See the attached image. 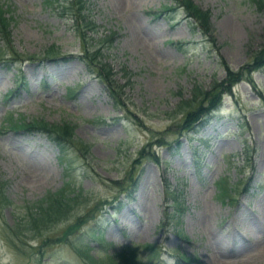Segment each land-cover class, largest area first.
<instances>
[{
    "label": "rangeland",
    "instance_id": "1",
    "mask_svg": "<svg viewBox=\"0 0 264 264\" xmlns=\"http://www.w3.org/2000/svg\"><path fill=\"white\" fill-rule=\"evenodd\" d=\"M87 1L97 24L88 29L87 45L102 49L133 115L116 107L108 83L77 58L82 41L61 1L0 0L11 14L7 45L23 55L9 68L0 66V203H14L0 205V264H89L68 244L47 248L38 262L29 247L6 242L8 224L24 221L28 205L66 182L58 147L40 131L13 129L15 122L35 120L71 121L76 136L90 144L91 156L79 158L72 185L114 202L116 210L107 205L102 218L111 253L154 244L161 258L148 264H264V68L253 75L256 87L246 81L233 87L200 130L169 133L170 145L156 144L152 150L163 162H142L131 199L111 182H124L147 141L175 129L179 105L196 87L209 90L225 78L221 62L239 70L264 45V0H193L211 11L215 41L195 32L181 7L157 19L149 14L166 11L173 0ZM111 31L107 40H95ZM6 43L0 39V50ZM52 45L61 54L44 57ZM100 244L92 243V253L108 264Z\"/></svg>",
    "mask_w": 264,
    "mask_h": 264
},
{
    "label": "trees",
    "instance_id": "2",
    "mask_svg": "<svg viewBox=\"0 0 264 264\" xmlns=\"http://www.w3.org/2000/svg\"><path fill=\"white\" fill-rule=\"evenodd\" d=\"M47 4H52L55 0H45ZM61 1L59 6L63 8L64 13L68 14L70 18L75 20L74 29L82 41L83 53L77 56L82 60L89 70L96 74L99 79L107 82V87L115 100L117 108L126 110V114H132L133 111L126 105L124 101L123 87L111 78L109 70L110 65L107 62H102L104 54L101 48L92 51L88 45V29L95 30L96 23L89 18V6L87 0H56ZM176 5H170L166 11H150L149 14L156 19L164 15L166 12H173L181 7L187 20H191L195 32L202 33L206 38L211 41L214 39V29L211 23V11L204 9L193 0H173ZM253 2L261 3V0H251ZM10 21L11 14L9 9H4V5L0 4V39L7 42L5 47L0 50V63H4L7 67L22 60V56L17 55L10 46ZM193 21V22H192ZM109 36H104L95 39L102 42L103 39L107 40L115 32L111 31ZM90 34V35H89ZM183 45H179L181 48ZM96 47V46H95ZM10 55L4 58L5 55ZM61 54L60 49L55 45L50 46L45 52L44 57H56ZM75 56L63 57L74 58ZM32 59V57H27ZM225 70V78L221 81L216 80L209 90L203 89L200 86L196 87L191 99L186 100L184 104L179 107L185 109H178L182 113L179 123L175 124L174 128L170 127L165 135L160 139L154 141L153 138L147 141L146 144L138 150V157H136L130 168L127 170L124 182L120 180L111 181L117 187H121L130 198L137 188L140 179L141 164L145 159L150 158L156 164L160 165L163 161L157 154L156 150H152L156 144L170 145L166 138L169 133L175 134H188L195 130H199L203 125L217 113L223 106L224 97L230 93L232 88L239 84L241 81H248L253 86H256L252 78L254 72L264 68V45L257 51L251 52L249 61L242 66L239 70H233L225 62H221ZM112 82L115 84H112ZM115 120H120L119 118ZM99 122H107L106 119H100ZM17 129H25L28 131H40L45 133L49 139L56 144L61 152L60 162L64 166V178L66 180L63 188L57 192H50L42 199L28 205L26 219L21 222H16L14 225L8 224V231L11 234L7 236L6 242L10 247L19 249L21 246L24 248L29 247L36 255V260L41 261L45 255L44 251L47 248H53L60 244H68L75 249L76 253L85 263L89 264H107L105 259L100 261V257H96L93 253V242H100L101 248L99 252L107 255L110 259L108 264H148L154 260L159 261L161 258V249L154 244H145L136 246L134 250L128 252L111 253V244L104 241L103 227L104 221L102 218L104 212L108 211V206L113 210V201L107 199H92L91 193H88L82 187H76L75 182L72 185V171L75 169L76 164L79 162L80 157L86 159L90 158V144L79 139L75 133V124L70 121H63L59 124H49L44 121L35 120L32 123L17 122L14 123ZM177 138V137H176ZM149 147V149H148ZM197 157V156H196ZM199 163V158L197 159ZM107 181V180H106ZM110 181V180H109ZM106 183V182H105ZM3 184V183H2ZM248 184V183H247ZM74 186V187H73ZM1 187H3L1 185ZM248 185L246 186L247 189ZM2 188L0 189V191ZM174 203L181 205L179 196L173 197ZM87 201L86 204L84 202ZM5 204L14 205L11 200L5 198ZM111 202V203H110ZM80 203L84 205L80 207ZM0 203V205H5ZM108 205V206H107ZM119 208V207H118ZM77 210L83 211L76 213ZM74 215L76 217H74ZM31 241L37 242V246H32ZM22 248V252H23ZM37 250V251H36ZM140 253H146L148 262L143 261ZM117 259H122L121 263Z\"/></svg>",
    "mask_w": 264,
    "mask_h": 264
},
{
    "label": "bare ground",
    "instance_id": "3",
    "mask_svg": "<svg viewBox=\"0 0 264 264\" xmlns=\"http://www.w3.org/2000/svg\"><path fill=\"white\" fill-rule=\"evenodd\" d=\"M39 164V163H38ZM251 228V227H250ZM262 234V236H264V233H261ZM260 243V242H259ZM261 243H263V246H264V242L263 241H261ZM246 248V247H245ZM244 250V249H243ZM240 251H238V253H239ZM243 253V252H242Z\"/></svg>",
    "mask_w": 264,
    "mask_h": 264
}]
</instances>
